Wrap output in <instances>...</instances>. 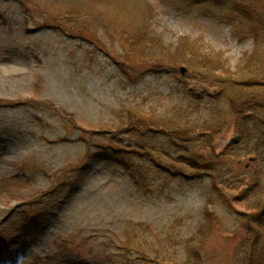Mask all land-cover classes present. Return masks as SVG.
<instances>
[{
  "label": "rangeland",
  "instance_id": "obj_1",
  "mask_svg": "<svg viewBox=\"0 0 264 264\" xmlns=\"http://www.w3.org/2000/svg\"><path fill=\"white\" fill-rule=\"evenodd\" d=\"M21 1L0 0V264H96L134 234L160 264H187L186 244L207 209L215 229L202 264H245L251 236L240 197L264 174V151L243 144L222 157L233 181L205 172L188 183L153 170L148 192L124 167L94 155L145 152L142 139L119 130L127 112L164 115L195 100L187 90L213 92L190 75L183 81L181 66L150 57L148 44L167 54L186 37L235 67L255 49L250 27L210 0ZM258 57L264 61L263 20ZM234 126L231 119L215 154L241 143ZM215 184L232 208L207 205Z\"/></svg>",
  "mask_w": 264,
  "mask_h": 264
},
{
  "label": "trees",
  "instance_id": "obj_2",
  "mask_svg": "<svg viewBox=\"0 0 264 264\" xmlns=\"http://www.w3.org/2000/svg\"><path fill=\"white\" fill-rule=\"evenodd\" d=\"M200 1L202 0H191V3ZM230 1L231 5L224 0H210V3L233 14L234 20L241 25L250 27L249 33L256 42L253 53L243 57L235 67L222 52H207L200 41L186 37L172 51L166 49L167 54L163 50H153L148 43V47H145V53L150 57L181 66L183 81L190 75L198 82L208 85L213 92L202 98L192 90H187L185 95L195 97V100L182 108L176 106L164 115L145 111L144 117L133 111L127 112L119 130H126L125 133L142 139L145 142V152L142 153L137 146H131L109 149L110 151L102 149L103 151L94 155L124 167L140 191L148 192L150 189L149 178L153 170H159L167 177L179 176L188 183L190 180L203 178L207 172L208 176L233 181L232 171L229 166L225 168L222 157L229 156L230 151L239 150L243 144H253L251 149L264 151V61L258 57L259 27L261 21H264V0ZM70 18L75 19L74 15ZM50 27L62 26L55 24ZM155 52L158 53L154 54ZM182 68L186 69V74H182ZM231 119L235 120L234 128L241 143H232L224 153L215 154L213 144ZM158 140L164 141L160 147ZM200 150L212 156L204 158L199 154ZM195 159L200 160V163ZM189 169L197 172L202 170L203 173L192 176L186 174L185 170ZM259 172L252 176V182L240 197L244 201L245 210H248V213H241L247 218L244 229L251 236L248 241L250 245L244 251L248 258L245 264H264V174ZM239 178L240 183H246L249 179L246 173H239ZM225 196L215 184L209 193L207 205L218 203L232 208L231 201ZM204 218L196 235L186 244L187 264L203 263L202 247L207 232L211 234L215 229L213 214L208 209ZM142 242L134 234L118 245L116 254H106L97 258L99 261L96 258L94 260L96 264H160L158 257H153L152 247Z\"/></svg>",
  "mask_w": 264,
  "mask_h": 264
},
{
  "label": "water",
  "instance_id": "obj_3",
  "mask_svg": "<svg viewBox=\"0 0 264 264\" xmlns=\"http://www.w3.org/2000/svg\"><path fill=\"white\" fill-rule=\"evenodd\" d=\"M182 71L184 72V71H185V69H182Z\"/></svg>",
  "mask_w": 264,
  "mask_h": 264
}]
</instances>
